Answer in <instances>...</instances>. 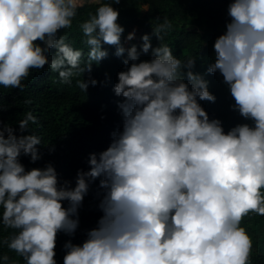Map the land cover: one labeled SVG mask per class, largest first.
I'll return each mask as SVG.
<instances>
[{"label": "clouds", "instance_id": "clouds-1", "mask_svg": "<svg viewBox=\"0 0 264 264\" xmlns=\"http://www.w3.org/2000/svg\"><path fill=\"white\" fill-rule=\"evenodd\" d=\"M87 3L96 10L79 24L85 59L61 35L85 0H0L3 88L23 90L33 69L48 68L69 86L82 76L76 87L87 93L98 84L93 65L109 56L105 45L124 65L113 85L122 126L104 150L89 153V168L77 170L74 185L61 181L51 162L30 169L21 162L42 159L39 146L50 144L30 131L39 123L32 111L18 128L0 118V224L14 230L0 245L24 264H57L58 235L76 233L79 209L99 181L101 215L82 244L64 243L63 264H251L253 241L242 221L264 216V0H228L225 30L203 74L194 71L196 58L182 60L163 43L173 31L167 17L139 46L126 47L137 30L124 35L115 7L122 0ZM216 73L231 110L251 123L225 131L210 118L200 101H216L205 78ZM105 76L99 83L110 81ZM0 264L18 262L3 254Z\"/></svg>", "mask_w": 264, "mask_h": 264}, {"label": "trees", "instance_id": "trees-1", "mask_svg": "<svg viewBox=\"0 0 264 264\" xmlns=\"http://www.w3.org/2000/svg\"><path fill=\"white\" fill-rule=\"evenodd\" d=\"M227 3L228 0H122L115 7L120 9L119 23L125 27V36L133 28L140 31L138 46L141 43L140 36L151 33V26L154 27L167 17L173 24V31L164 37L163 43L170 45L174 54L182 60L196 58L194 71L203 74L206 73L208 63L214 60V41L225 30ZM145 8L147 11H143ZM95 10L96 5L85 0V6L79 9L72 28L61 32V35H67L68 42L74 48L85 52V59L87 46L83 42L85 37L79 24ZM152 43L154 46L158 43L154 36ZM125 46L129 45L125 43ZM105 47L108 48L109 56L99 66L93 65L91 75L98 80V84L89 86L87 93L76 87V80L82 79V76L74 77L69 86L60 83L58 74L48 68L33 69L30 77L24 81L26 86L23 90L0 86V104L6 109L0 113V118L18 128V121L28 111H32L39 123L30 124V131L41 136L43 143H50L49 146H39L42 159L35 163H31L29 157L21 156L26 169L44 167L51 162L61 181L67 179L74 185L77 170L89 168V153L104 150L111 141V133L122 126V116L117 106L121 98L115 95L113 85L117 73L124 70V65L113 54L114 47ZM50 55H54V52ZM149 58L150 54L141 57ZM106 73L110 81L99 83L106 80ZM205 78L209 81V90L217 97L214 103L200 101L210 118H219L225 131L237 123H251L231 110L230 105L234 101L219 73L206 74ZM28 99L32 101L31 104L25 103ZM50 146H54V151L49 152ZM98 183L96 181L91 185L79 209L80 225L76 233L73 236L63 232L58 235L55 248L57 264H63L66 251L63 245L66 241L82 244L87 230L96 226L101 215L97 207V192L100 191ZM64 203L67 206V202ZM242 226L253 241L251 264H264V216L249 214L243 219ZM13 232L0 224V239L9 237ZM3 254L18 264H24L23 259L10 251L7 245H0V255Z\"/></svg>", "mask_w": 264, "mask_h": 264}, {"label": "rangeland", "instance_id": "rangeland-1", "mask_svg": "<svg viewBox=\"0 0 264 264\" xmlns=\"http://www.w3.org/2000/svg\"><path fill=\"white\" fill-rule=\"evenodd\" d=\"M133 29H136V30H137V32H136V39L133 40V41H131V42H126V44L129 45V46H130L132 43L137 44V40H138V38H139V34H140V31H139L137 28H133ZM133 29H131L130 31H132Z\"/></svg>", "mask_w": 264, "mask_h": 264}]
</instances>
